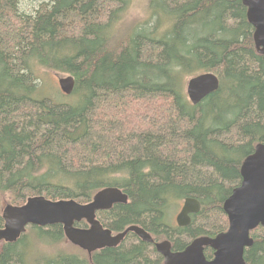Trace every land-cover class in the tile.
I'll return each instance as SVG.
<instances>
[{
    "label": "trees",
    "instance_id": "16d2710c",
    "mask_svg": "<svg viewBox=\"0 0 264 264\" xmlns=\"http://www.w3.org/2000/svg\"><path fill=\"white\" fill-rule=\"evenodd\" d=\"M22 1L0 0V228L4 200L87 204L115 187L128 203L97 214L114 233L138 225L182 251L226 232L223 204L264 144V56L243 2L153 0L151 21L127 25L125 0H38L34 14ZM41 70L74 77L70 102L42 95ZM207 72L220 87L194 106L186 80ZM187 198L201 211L172 227L169 211ZM250 236L245 262L264 264V226ZM66 242L62 225L30 227L3 245L0 264H163L141 240L91 260L62 251ZM42 244L56 255H39Z\"/></svg>",
    "mask_w": 264,
    "mask_h": 264
},
{
    "label": "water",
    "instance_id": "95a60500",
    "mask_svg": "<svg viewBox=\"0 0 264 264\" xmlns=\"http://www.w3.org/2000/svg\"><path fill=\"white\" fill-rule=\"evenodd\" d=\"M241 1L254 28L256 50L264 56V0ZM58 83L64 95L73 94L76 85L74 77L59 76ZM219 87L218 76L207 72L188 79L186 94L191 104L197 106ZM240 172L241 184L223 204L229 220L228 230L215 238H197L178 252H172L169 240L157 243L155 247L164 258L163 264H246L245 251L254 243L250 233L264 226V144L256 146L254 153L243 162ZM127 203L128 195L118 188L108 187L98 191L87 204L74 199L53 201L40 195L30 197L22 206L6 205L2 211L5 224L0 228V248L3 244L15 243L30 226L44 228L53 225H62L67 241L85 251L90 258L94 252L120 246L130 233L144 242L153 243L152 236L140 226L132 225L114 235L97 219L98 212ZM200 211L198 200L185 199L176 217L177 226L188 227L192 223L191 215ZM82 221L87 223L88 228L75 226ZM206 248L214 251L212 260L206 258Z\"/></svg>",
    "mask_w": 264,
    "mask_h": 264
},
{
    "label": "rangeland",
    "instance_id": "374dc122",
    "mask_svg": "<svg viewBox=\"0 0 264 264\" xmlns=\"http://www.w3.org/2000/svg\"><path fill=\"white\" fill-rule=\"evenodd\" d=\"M127 2V7L126 9L120 14V19L124 20L123 23L129 25V24H136L138 23H145L151 21L150 19L152 18V13L150 12V9L148 7V3H152L153 0H125ZM39 2L38 0H24L21 3L20 10L21 12H24L26 14H34V11L38 8ZM119 28V27H118ZM117 30V29H116ZM132 33L134 30L131 31ZM60 75L48 72L45 70H41L38 72V77L41 79L42 85H44L43 93L42 95H49L51 96L54 100L58 102H65L68 103L72 100V96H65L59 86L58 83V78ZM62 76V75H61ZM187 79V78H186ZM185 79V80H186ZM190 79V78H188ZM186 80V82L188 81ZM9 203L4 200L2 203V210L6 205ZM183 204V200L180 202H177L176 204L173 205L171 210L169 211V223L172 227H177L176 223V217L180 213L181 207ZM32 239V238H31ZM30 239V240H31ZM134 240V239H131ZM128 242V241H127ZM132 243L129 241L126 244ZM42 247H40V250L42 252L39 253L45 254V256L51 257L53 255H56V247H54V250L49 249L50 247H47V244H42ZM62 251H69V252H75L77 255H82V256H87V253L74 247L71 249L69 246V243H64L63 244V250ZM53 252V253H52ZM44 257V255H42Z\"/></svg>",
    "mask_w": 264,
    "mask_h": 264
},
{
    "label": "flooded vegetation",
    "instance_id": "af4514ba",
    "mask_svg": "<svg viewBox=\"0 0 264 264\" xmlns=\"http://www.w3.org/2000/svg\"><path fill=\"white\" fill-rule=\"evenodd\" d=\"M242 178V177H241ZM182 206H183V204H182ZM181 209H182V207H181ZM181 211V210H180ZM193 215H191V217H192ZM141 227V226H140ZM82 228H87V226L86 227H82ZM142 228V227H141ZM144 229V228H143ZM126 230V229H125ZM124 230V231H125ZM145 230V229H144ZM124 231H121V232H124ZM146 231V230H145ZM121 232H118V233H121ZM147 232V231H146ZM118 233H114V235L115 234H118ZM150 234V233H149ZM151 235V234H150ZM152 236V238H153V235H151ZM131 239H134V240H131ZM154 239V238H153ZM141 239L136 235V234H134V233H130V234H128L127 236H126V238H125V240L122 242V244L123 243H125V245L126 246H132V245H135V244H137L139 241H140ZM129 241H131L132 243H130L129 245L128 244H126V243H128ZM142 241V240H141ZM144 242V241H143ZM171 242V241H170ZM145 243H147V242H145ZM157 243H159V242H156L155 240H154V242L153 243H149V244H151L152 245V247H151V249L153 250V249H156V244ZM121 244V245H122ZM120 245V246H121ZM172 252H178V250H174L173 249V244H172ZM157 251V250H156ZM158 253V252H157ZM158 255H160L159 253H158ZM161 256V255H160ZM162 257V256H161ZM163 258V257H162ZM163 263H164V258H163Z\"/></svg>",
    "mask_w": 264,
    "mask_h": 264
}]
</instances>
